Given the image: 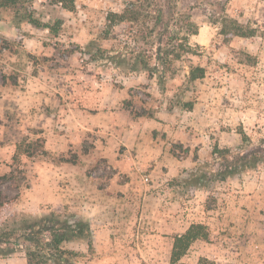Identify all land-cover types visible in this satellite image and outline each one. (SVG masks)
Segmentation results:
<instances>
[{
  "label": "rangeland",
  "instance_id": "obj_1",
  "mask_svg": "<svg viewBox=\"0 0 264 264\" xmlns=\"http://www.w3.org/2000/svg\"><path fill=\"white\" fill-rule=\"evenodd\" d=\"M128 1L77 0L69 12L38 0L35 18L52 31L0 19V177L14 171L2 192L17 212L83 215L94 249L68 245L82 253L77 264H264V164L190 184L199 165H215V146L264 139V0H201L189 61L206 77L190 82L189 63L179 64L164 93L146 73L84 54ZM225 14L257 32L227 41L211 23ZM115 35L100 41L111 54L126 48L125 26ZM28 144L46 154L17 152ZM198 224L207 236L171 263L176 237ZM0 264L27 262L17 253Z\"/></svg>",
  "mask_w": 264,
  "mask_h": 264
},
{
  "label": "trees",
  "instance_id": "obj_2",
  "mask_svg": "<svg viewBox=\"0 0 264 264\" xmlns=\"http://www.w3.org/2000/svg\"><path fill=\"white\" fill-rule=\"evenodd\" d=\"M36 1L38 0H0V19L7 17L16 27L26 23L38 27L42 25L52 31V26L43 25L35 18L33 5ZM46 1L69 12L76 9L77 0ZM194 1L192 6H186L185 3L189 2L186 0L128 1L121 13H108L100 39H92L84 54L92 60H102L105 57L107 63L124 69L127 74L146 73L149 79L157 80L163 93L167 80L177 76L179 64L189 63L186 77L190 82L202 80L206 77V69L189 61V56L197 54L189 39L199 33L192 12L200 8L201 0ZM208 2L209 0L205 1L206 4ZM60 23L57 21L55 24ZM211 23L221 24V34L227 41L247 38L257 32L226 14L222 18L211 19ZM119 26H125V36L134 46L129 47L126 39L124 48L128 50L121 49L111 54L102 48L100 41L116 38L115 29ZM6 46V40L0 39V50ZM139 116L145 115L141 113ZM25 146L20 145L17 152L28 157L35 156V152L39 150L41 154H46L39 144ZM212 157L214 166L205 162L192 173V186H205L215 178L227 180L256 170L264 164V139L259 144H252L250 138L243 134V144L237 150L215 146ZM76 160L74 157L71 160L62 159V162L76 164ZM12 174L14 171L0 177V257L23 253L27 264H77L82 253L69 249L68 245L85 244L89 252L93 251L94 230L83 215L69 211L38 214L15 211V198L5 195L1 190L2 186L14 180ZM206 236L205 227L198 224L192 225L184 235L176 237L171 263L178 262L192 242Z\"/></svg>",
  "mask_w": 264,
  "mask_h": 264
},
{
  "label": "built area",
  "instance_id": "obj_3",
  "mask_svg": "<svg viewBox=\"0 0 264 264\" xmlns=\"http://www.w3.org/2000/svg\"><path fill=\"white\" fill-rule=\"evenodd\" d=\"M148 180H149L148 178L145 179V181H148Z\"/></svg>",
  "mask_w": 264,
  "mask_h": 264
}]
</instances>
